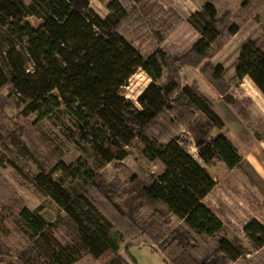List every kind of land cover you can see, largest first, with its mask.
I'll list each match as a JSON object with an SVG mask.
<instances>
[{
    "label": "trees",
    "instance_id": "1",
    "mask_svg": "<svg viewBox=\"0 0 264 264\" xmlns=\"http://www.w3.org/2000/svg\"><path fill=\"white\" fill-rule=\"evenodd\" d=\"M215 1L206 0L192 13L188 21L200 39L186 54L172 58L161 48L145 56L119 32L127 11L118 0L108 3L110 13L105 18L89 0H0V90L10 87L29 113L54 114L64 109L74 121L76 139L88 141L106 163L124 160L128 148L141 142L143 155L164 166L150 181L123 193L115 184L96 183V177L94 184L108 204L97 203L87 188L68 186L72 175L63 172L59 162L50 169L40 167L32 182L62 210L74 237L63 245L51 233L62 216L49 223L22 207L19 221L24 232L38 248L42 240L47 245L46 260L39 264H75L87 255L98 260L107 254L114 256L111 264H131L119 252L125 242L144 235L159 246L166 264H231L245 259L249 251L238 238H219L213 251L204 250L196 238L215 237L225 227L204 201L216 186L207 166L222 163L234 169L243 162L227 131L211 134L212 129L226 126L214 100L180 82L181 70L200 66L221 35ZM250 1L245 0L244 6ZM31 16L42 23L34 27L26 20ZM238 31L236 24L228 30L231 35ZM139 70L151 82L135 104L123 89ZM165 70L168 81L163 82ZM202 72L222 96L228 95L222 64H207ZM235 74L238 79L249 77L264 95V47L258 40L243 43ZM175 103L189 118L196 112L205 117L196 147L207 166L192 156L179 137L161 141L149 133L148 128ZM174 217L180 224L171 228ZM244 234L253 249L264 248L262 222L249 221Z\"/></svg>",
    "mask_w": 264,
    "mask_h": 264
},
{
    "label": "rangeland",
    "instance_id": "2",
    "mask_svg": "<svg viewBox=\"0 0 264 264\" xmlns=\"http://www.w3.org/2000/svg\"><path fill=\"white\" fill-rule=\"evenodd\" d=\"M24 1L30 3L31 0ZM89 1L90 6L101 17L105 18L110 13L108 3L111 0ZM118 1L127 11L118 30L145 56L161 48L175 58L186 54L200 39V33L188 19L192 13L202 8L206 0H144L141 3L133 0ZM244 1H215L220 16L221 35L200 66H185L181 70L180 82L182 86H195L214 100L215 111L232 127V133L240 130L241 118L243 125L249 129L243 139H264V95L249 77L238 79L235 74L243 43L256 39L264 47V0H251L247 6H244ZM26 20L34 27L42 23L35 16ZM233 24L239 27L235 35L228 32ZM207 64L224 66L228 95L222 96L203 74L202 68ZM162 81H168L167 70ZM150 82L149 76L139 70L127 82L123 95L137 104L138 96ZM173 105V110L160 115L148 128L149 133L161 141L179 137L187 143L192 156L205 166L196 147V140L203 134L205 117L196 112L195 117L189 118L181 113L180 104ZM225 128H214L211 134H219ZM226 131L229 132V129L226 128ZM0 134L3 137L0 143V264H39L46 260L47 245L42 240L38 243V248L21 226L19 212L24 206L42 215L49 223H55L59 216L63 217L51 232L58 242L65 245L74 237V231L64 218L62 210L32 182L31 176L38 173L40 167L50 169L59 162L62 171L73 177L67 182L68 186L87 188L89 195L97 203L103 204L109 202L94 184L96 177V183L115 184L123 193L150 181L153 175L164 169L160 161H150L143 155L141 142L128 148L129 154L124 160L106 163L88 141L76 139L74 121L64 109L54 114L29 113L10 87L0 90ZM22 149L27 151L26 156L21 153ZM216 165L206 166L208 170L215 171L213 166ZM227 171L219 169L218 178L224 181L230 176ZM122 196L126 199V195ZM158 207L162 209L161 206ZM179 224L180 221L174 217L171 228ZM242 227L241 221L230 223L215 237L197 235L196 238L207 251L215 249L219 238H238L249 253L245 259L231 264H264V248L253 249ZM119 253L131 264H166L164 253L146 235L125 242ZM113 258L114 256L107 254L96 260L87 255L75 264H111Z\"/></svg>",
    "mask_w": 264,
    "mask_h": 264
},
{
    "label": "crops",
    "instance_id": "3",
    "mask_svg": "<svg viewBox=\"0 0 264 264\" xmlns=\"http://www.w3.org/2000/svg\"><path fill=\"white\" fill-rule=\"evenodd\" d=\"M225 124L229 129V138L243 156V162L240 168L234 169H229L222 163L213 166L215 171L210 169L209 172L215 179L216 186L204 201L224 225L241 221L244 233L249 221L256 219L264 223L261 220L264 219V139H243L249 129L243 125L241 118L240 130H236V133L230 131L232 127L227 122ZM219 169L228 170L230 176L224 181L220 180L217 175Z\"/></svg>",
    "mask_w": 264,
    "mask_h": 264
}]
</instances>
